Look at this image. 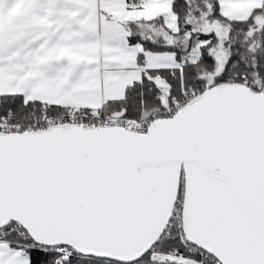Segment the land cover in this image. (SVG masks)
Here are the masks:
<instances>
[{
    "label": "snow or ice",
    "instance_id": "6c2138e0",
    "mask_svg": "<svg viewBox=\"0 0 264 264\" xmlns=\"http://www.w3.org/2000/svg\"><path fill=\"white\" fill-rule=\"evenodd\" d=\"M0 264H264V0H0Z\"/></svg>",
    "mask_w": 264,
    "mask_h": 264
}]
</instances>
